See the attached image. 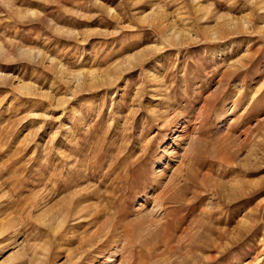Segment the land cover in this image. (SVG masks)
<instances>
[{"label": "rangeland", "instance_id": "rangeland-1", "mask_svg": "<svg viewBox=\"0 0 264 264\" xmlns=\"http://www.w3.org/2000/svg\"><path fill=\"white\" fill-rule=\"evenodd\" d=\"M0 230V264H264V0H0Z\"/></svg>", "mask_w": 264, "mask_h": 264}, {"label": "bare ground", "instance_id": "bare-ground-1", "mask_svg": "<svg viewBox=\"0 0 264 264\" xmlns=\"http://www.w3.org/2000/svg\"><path fill=\"white\" fill-rule=\"evenodd\" d=\"M91 76H93V73L91 74ZM23 86H24V85H23ZM192 143H194L195 145H197V144H199V140L196 139V140H194ZM222 159H223V160H222ZM222 159H221L222 161H226V160H225V159H226L225 157H222ZM167 189H168V188H167ZM167 189H166V190H167ZM10 220H11V219H8V221H10ZM2 226H3V225H2ZM2 230H3V229H2ZM234 233H235V232H234ZM0 234H1V230H0Z\"/></svg>", "mask_w": 264, "mask_h": 264}]
</instances>
